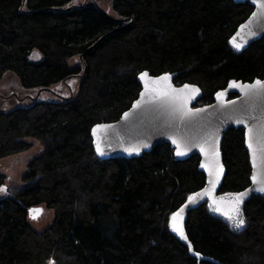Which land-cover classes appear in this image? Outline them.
<instances>
[{
  "label": "trees",
  "instance_id": "16d2710c",
  "mask_svg": "<svg viewBox=\"0 0 264 264\" xmlns=\"http://www.w3.org/2000/svg\"><path fill=\"white\" fill-rule=\"evenodd\" d=\"M109 6L0 0V80L11 72L27 92L20 105L0 110V159L28 150L27 138L43 147L21 186L5 187L0 174V264H264V197L240 204L239 230L207 202L187 209L182 239L169 222L204 185L199 157L177 161L162 144L139 158L100 160L90 136L95 124L118 120L137 99L143 71L176 73L175 85H197L195 106L212 103L229 80L264 78V36L244 50L230 45L253 8L233 0ZM33 50L39 61L29 60ZM73 79L74 96L36 95ZM221 151L226 173L218 194L234 196L249 186L244 130H227ZM33 207L54 212L40 231L29 221Z\"/></svg>",
  "mask_w": 264,
  "mask_h": 264
},
{
  "label": "water",
  "instance_id": "95a60500",
  "mask_svg": "<svg viewBox=\"0 0 264 264\" xmlns=\"http://www.w3.org/2000/svg\"><path fill=\"white\" fill-rule=\"evenodd\" d=\"M233 2L235 4L248 3L253 8L249 17L237 27L230 38V45L233 49L237 50L233 46V40H235V43L242 45L237 50L240 51L248 48L264 36V9L260 6L261 3H264V0H258L257 3H253V0H233ZM143 73L148 75L141 79ZM162 76H168L170 79L159 81L156 84L153 83ZM176 76V73H163L154 76L149 71L138 74L137 82L141 89L137 99L133 101L131 106L122 113L118 120L95 124L91 128L92 146L98 159L139 158L162 144L170 146L177 161H184L193 156L199 157L198 171L204 175V185L191 195L192 202H189L188 199L182 206L184 211L181 213V217H183L185 211L189 208H194L207 201L214 202V196L218 194L226 173L221 151L223 136L231 128H241L244 130V147L247 151L250 166L249 186L232 197L235 200L242 201L240 204L247 202L254 196L264 197V192L255 190L260 181L264 180V169L261 167L259 156L256 159V166H253V153L248 147L249 129H252L255 145L259 139L258 133L264 127V99L246 96L241 88V86L255 84L257 80L264 81V78H255L251 82L229 80L224 89L218 90L214 94L212 103L195 107L196 102L202 97L201 89L197 85L189 83L175 85L174 78ZM233 82H235V85ZM146 83L151 87L163 88H167L170 84L172 88L177 90L178 103H185L186 110L190 109L191 114L182 117L178 111L170 106L160 104L159 101L141 103L137 106L136 102L141 100V94L145 93ZM194 89H198V91H194ZM44 90L47 91L48 89ZM231 95H234V97L230 98ZM37 96L39 97V95ZM125 113L128 114L127 118ZM98 125H108L109 127L98 128ZM94 129L96 130L95 136L93 135ZM98 140L105 152L104 156H100L96 151ZM177 145H179L180 151L185 152V155L178 156L176 154ZM217 152L219 153L218 157L216 156ZM205 165L211 167V174L209 167ZM221 167L222 172L220 171ZM253 175L257 177L256 183L252 180ZM205 190L208 192L207 195H205ZM33 209L42 210L41 207L31 208L28 212L30 220H35L32 218L33 213L31 210Z\"/></svg>",
  "mask_w": 264,
  "mask_h": 264
},
{
  "label": "rangeland",
  "instance_id": "374dc122",
  "mask_svg": "<svg viewBox=\"0 0 264 264\" xmlns=\"http://www.w3.org/2000/svg\"><path fill=\"white\" fill-rule=\"evenodd\" d=\"M78 1V0H77ZM80 1V0H79ZM102 5V8L105 10L109 9L110 0H98ZM42 58L41 54L37 50H33L29 54V60L31 61H39ZM77 60H75V63ZM79 80L73 79L68 84L58 83L52 85L47 88L45 91H37L36 95H39V100L41 101H58L62 97L67 98L69 96H74L78 90ZM34 93V92H32ZM27 92L23 90L16 79V76L7 72L4 77L0 80V110L1 111H9L21 103L18 100L19 96H26ZM26 141L30 142L31 147L21 153L10 155L0 159V174L5 176V187H19L22 184V177L27 171V165L30 160L39 156L43 147L39 143V141L35 138H27ZM4 196V191L0 193V197ZM223 200V203L219 205L220 210L217 211V203ZM233 201L235 199L230 195H219L216 194L214 196V202L207 201V204L210 208V211L222 217L230 222V224L234 227L233 221L228 219V216L225 213L236 216V212L233 211L234 204ZM241 213V206L239 204V216ZM172 217V216H171ZM54 218V212L52 209H48L46 207H42L41 215L35 220H29L30 224L38 231L46 228L51 224ZM172 221L170 219L169 227L170 230L176 235L180 236L177 232H174L171 227Z\"/></svg>",
  "mask_w": 264,
  "mask_h": 264
},
{
  "label": "snow or ice",
  "instance_id": "6c2138e0",
  "mask_svg": "<svg viewBox=\"0 0 264 264\" xmlns=\"http://www.w3.org/2000/svg\"><path fill=\"white\" fill-rule=\"evenodd\" d=\"M258 0H253V3H257ZM261 8L264 9V3H261ZM254 16L256 15L255 13L253 14ZM244 27V26H242ZM233 46L237 48V50H239L242 45L235 43V40H233ZM147 73H143L141 75V79H144L145 77H147ZM170 78L168 76H162L157 78L156 81H154L153 83L156 84L159 81H168ZM233 84L235 85V82H233ZM188 87V86H185ZM242 90L244 91L246 96L249 97H259L261 99H264V81H260L257 80L255 82V84H250L247 86H241ZM145 93L141 94V100H138L136 102L137 106H139L141 103H153L156 101H159L160 104L162 105H166V106H170L172 107L174 110L178 111L180 113V115L182 117L184 116H189L191 114V110L187 109L186 110V104L185 103H178V96H177V90L172 88L171 85L169 84L167 86V88H163V87H151L149 86L147 83L145 85ZM194 91H198V89H194ZM145 97H147V99H145ZM199 111V110H198ZM128 114L125 113V117L127 118ZM242 122V121H239ZM98 128H107L109 127L108 125H98ZM93 135H96V130H93ZM258 137L259 139L257 140V142L253 143V137H252V129H249V142H248V147L250 150H252L253 153V166H256V159L257 156H259L260 159V163H261V167L262 169H264V127H262V129L260 130V132L258 133ZM175 143V141H173ZM177 155L178 156H182L185 155V152L180 151L179 150V145H177ZM96 151L100 156H104L105 152L103 150V148L101 147V142L98 140L96 143ZM219 153H216V156L218 157ZM206 167H209L210 170V174H211V167L208 165H205ZM220 171L222 172L223 169L221 167ZM252 180L254 183L257 182V177L255 175H253ZM3 190V189H0ZM256 191L259 192H264V180L260 181L259 186L255 189ZM208 192L207 190H205V195H207ZM199 195V194H197ZM238 195H243V194H238ZM189 202H192V197H189ZM242 201H240L239 199L233 201L234 204V209L233 211L236 212V216H233L231 214L225 213V215L228 216V219L233 221V225L235 227V229L239 230L241 228L244 227L245 225V220L243 218H241L239 216V204ZM217 203V211L220 210L219 205L223 203V200L221 199V201L219 202H215ZM33 213V219H37L39 213L42 212L41 209H33L31 210ZM184 211V208L182 207L181 209H179L177 212L173 213L172 217H171V227L172 230L174 232H177L182 239L187 240V237L184 235L183 233V229H182V225L180 223V221L182 220L181 217V213ZM189 249L191 250V245L189 244ZM195 256L199 257L201 254L196 252L194 253Z\"/></svg>",
  "mask_w": 264,
  "mask_h": 264
},
{
  "label": "flooded vegetation",
  "instance_id": "af4514ba",
  "mask_svg": "<svg viewBox=\"0 0 264 264\" xmlns=\"http://www.w3.org/2000/svg\"><path fill=\"white\" fill-rule=\"evenodd\" d=\"M234 97V95H231L230 98ZM195 107H198V106H195Z\"/></svg>",
  "mask_w": 264,
  "mask_h": 264
}]
</instances>
